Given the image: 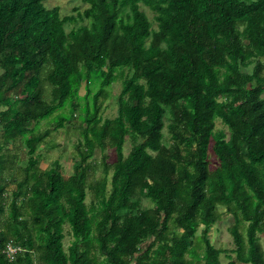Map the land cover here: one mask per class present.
<instances>
[{
	"label": "trees",
	"instance_id": "trees-1",
	"mask_svg": "<svg viewBox=\"0 0 264 264\" xmlns=\"http://www.w3.org/2000/svg\"><path fill=\"white\" fill-rule=\"evenodd\" d=\"M46 1L0 0V264H264V0ZM75 118L41 170V122Z\"/></svg>",
	"mask_w": 264,
	"mask_h": 264
},
{
	"label": "rangeland",
	"instance_id": "rangeland-1",
	"mask_svg": "<svg viewBox=\"0 0 264 264\" xmlns=\"http://www.w3.org/2000/svg\"><path fill=\"white\" fill-rule=\"evenodd\" d=\"M74 1L71 0H47L45 2V6L48 8L58 6L61 9V12L64 14L70 12L72 7L74 6ZM147 14L149 18L152 17L150 11L147 10ZM120 92V82L117 81L112 84L109 89V95L103 101V105L101 108V113L106 118H113L118 109V105L116 103V96ZM74 119V121L70 124H66V126L57 131L53 130V123L43 121L39 126V133H43L46 130H50V135L46 137L43 143L39 146L37 153H40V163L39 168L41 170L47 169L51 164L58 160L60 164L64 168L63 174L68 176L71 171V158L75 154L74 145L78 143L80 140V124L79 121ZM23 144L21 142L17 143V149H13V147H9V153L12 155H17V160L13 162V166L10 170V175H12L18 181H21L24 178V162L27 159L26 149L23 148ZM131 148L129 142H125L123 152L126 155ZM108 155V163L112 164L115 160V152L113 149H110L106 152ZM96 158H99V152L95 155ZM212 164L216 163L215 159H212ZM100 168L96 171L97 175H100ZM10 189H14V185H10ZM10 192L8 193V195ZM147 205V203H144ZM230 225V221L221 222L218 227L214 226L212 228V232L209 234L212 244L216 248H233L232 238L227 232V227ZM71 241V237L66 235L64 239V248L66 249ZM264 247V241L262 242ZM223 264L226 262L225 257H221Z\"/></svg>",
	"mask_w": 264,
	"mask_h": 264
},
{
	"label": "built area",
	"instance_id": "built-area-1",
	"mask_svg": "<svg viewBox=\"0 0 264 264\" xmlns=\"http://www.w3.org/2000/svg\"><path fill=\"white\" fill-rule=\"evenodd\" d=\"M19 250L20 249L14 248L13 246H8L5 253L9 260H12L14 258V254H16Z\"/></svg>",
	"mask_w": 264,
	"mask_h": 264
},
{
	"label": "crops",
	"instance_id": "crops-1",
	"mask_svg": "<svg viewBox=\"0 0 264 264\" xmlns=\"http://www.w3.org/2000/svg\"><path fill=\"white\" fill-rule=\"evenodd\" d=\"M211 232H212V229L210 230V233H211ZM210 233H209V234H210Z\"/></svg>",
	"mask_w": 264,
	"mask_h": 264
}]
</instances>
